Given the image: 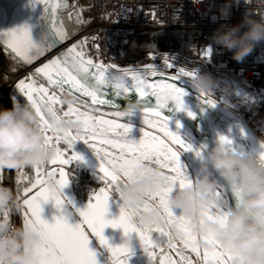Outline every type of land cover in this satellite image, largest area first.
Instances as JSON below:
<instances>
[{"label": "snow or ice", "instance_id": "6c2138e0", "mask_svg": "<svg viewBox=\"0 0 264 264\" xmlns=\"http://www.w3.org/2000/svg\"><path fill=\"white\" fill-rule=\"evenodd\" d=\"M38 2L44 4L46 12L50 10L55 13L56 8H49L50 0ZM56 7H59V2ZM53 27L59 39L68 38L54 22ZM0 42L17 59L27 64L50 49L35 44L26 26L0 33ZM81 48L82 44L72 45L65 52L36 68L33 77L22 79L16 85L18 91L37 112L46 143L57 148L54 159L44 166L33 168V179L28 180L22 171L23 168L16 169L17 195L22 198L25 207L24 223L38 231L43 240L35 249L38 264H97L96 254L89 248L90 235L98 237L100 244L107 246L111 254V264H128V241L117 246L109 244L103 235L104 229L109 226L122 229L127 237L134 233L154 264H230L232 256L223 252L211 236L205 237L211 247H199L195 243L197 237L192 235L186 222L168 206L166 200L167 193L177 186L191 182L181 166L179 156L181 150L190 151L192 148L170 130L168 120L160 109L165 108L170 100L175 102L177 109L184 108L183 97L186 93L178 86V82L181 77H190L194 73L185 67L177 68L167 57L163 60V68L154 64H146L143 69L118 68L116 65L106 67L85 59L83 51L79 50ZM210 54V48L201 51L205 58ZM174 68L176 74L168 75L167 70ZM36 76L45 80L48 87L38 84L34 78ZM126 78L131 80V89L127 86ZM50 88L59 92L78 93L77 99L90 98L93 111L99 114L94 116L91 112L80 111L79 107L73 105L68 106L67 111L57 109L56 105L60 104L61 100L56 91L50 92ZM109 89L116 96L126 95L134 90L141 99L155 97L156 107L144 110L143 123L147 128L143 129L142 138L138 142L128 139L131 131L128 124L105 118L106 113L99 112V106L115 107L109 98H105L109 96ZM204 102L215 106L214 102L206 97ZM84 107H89L87 101ZM112 115L123 117L125 113L117 111ZM69 116H74L79 121V130H68L61 126V117ZM220 139L231 144V140L225 136ZM76 141L88 144L100 160L99 170L104 187L94 192L87 207L80 211V223L73 226L62 215L57 217L54 223H48L41 217L42 203L51 200L57 208H62L64 201L61 199V193L52 195L48 191L47 174L51 172L56 175L62 192L69 183V175L64 166L82 159L79 154H69L68 150ZM197 155H200L199 151ZM145 161L162 170L163 183L159 191L148 194L146 201L138 205L137 210L148 208L149 201H158L168 220L180 221L184 231L180 240L169 234L166 225L145 229L134 224L131 220L132 211L122 206L118 217L106 219L112 193L119 190L124 179H131L136 166ZM49 165L53 166L51 170ZM25 180H28V183L25 184ZM176 241L183 247L177 248ZM173 252L179 259L173 258ZM191 254H194V259Z\"/></svg>", "mask_w": 264, "mask_h": 264}, {"label": "clouds", "instance_id": "9594fccd", "mask_svg": "<svg viewBox=\"0 0 264 264\" xmlns=\"http://www.w3.org/2000/svg\"><path fill=\"white\" fill-rule=\"evenodd\" d=\"M192 2L199 5L204 0ZM241 4L246 12L243 21L235 26L221 25L212 37L217 45L231 51L237 62L264 41V0H225L219 9L220 17L227 19L232 6ZM189 71L194 74L181 79H187L192 88L215 101V105L231 106L227 86L195 67ZM75 102L71 93L62 100L67 106ZM137 111H144L140 101L129 99L122 112L130 115ZM60 123L68 130L80 128L79 121L71 116L61 117ZM220 137L202 158L199 177L167 193V204L179 210L199 247H211L205 238L211 236L223 252L232 256L230 264H264V137L257 138V152L237 150ZM56 154V146L46 143L39 116L30 102L13 98L11 108H0V171L44 166ZM217 177L233 189L234 209L223 210ZM162 183V170L145 161L136 166L131 179L123 180L115 194L121 206L132 211L134 224L145 229L166 225L169 234L180 240L184 236L180 221L168 220L158 201H149L148 208L137 210L148 194L161 189ZM46 187L52 195L61 193L54 173L47 174ZM23 206L12 187L0 184V264H38L35 249L43 243L41 235L25 223L10 220V214L21 212Z\"/></svg>", "mask_w": 264, "mask_h": 264}, {"label": "built area", "instance_id": "2783aa9c", "mask_svg": "<svg viewBox=\"0 0 264 264\" xmlns=\"http://www.w3.org/2000/svg\"><path fill=\"white\" fill-rule=\"evenodd\" d=\"M70 3L69 11L77 14L81 21V29L74 37V41H80L85 57L93 62H100L106 66L112 65L107 60V51L103 41L105 32L110 28L124 30L125 33L117 34L115 43L117 45L116 59H122L133 31L144 29H183L196 30L197 34L192 36L186 55L192 60L203 61L210 67H215L216 60L231 74L241 76L248 86L257 88L264 96V41L256 45L253 52L242 62L233 59V53L220 45H217L212 37L220 29L221 25L227 24L235 26L240 24L244 16L245 6L233 5L231 14L227 19L220 17L219 9L225 0H204V3L195 5L192 0H68ZM243 30V29H242ZM173 40L167 38L165 47L171 48ZM211 49L209 57L201 55L203 49ZM3 55L8 56L15 64V69L5 71L0 63V108H9V99L12 89L20 80L33 77L32 67L27 66L21 61L10 55L0 44V61ZM147 64H154L158 68L165 67L164 63L157 60ZM176 67H180L174 63ZM126 66V65H125ZM145 64H137L134 68L143 69ZM124 68V64L119 66ZM168 75H175L174 69L167 70ZM38 84L48 87L45 80L39 76L34 77ZM187 80V79H186ZM231 90V86H229ZM56 91L61 103L62 110H67L68 106L62 103L65 92L50 88V92ZM73 106L80 110L89 111L93 114V108H85L84 104L75 99ZM230 108V107H228ZM233 112L247 123L241 110ZM99 112H102L99 110ZM79 164L74 161L69 164L68 170L85 175L84 167L78 168ZM0 184H4L0 180ZM11 187L15 190L14 184ZM11 222L19 224L17 213H14Z\"/></svg>", "mask_w": 264, "mask_h": 264}, {"label": "water", "instance_id": "95a60500", "mask_svg": "<svg viewBox=\"0 0 264 264\" xmlns=\"http://www.w3.org/2000/svg\"><path fill=\"white\" fill-rule=\"evenodd\" d=\"M57 2H59V7H56ZM49 8H56L55 13L53 14L50 10L46 12L44 4L42 2L39 3L38 0H0V33L26 26L35 44L50 48L44 55L35 59L30 64L21 61L27 66L32 67L33 70L65 52L68 48L72 47V45H75V41L73 40L74 37L71 36L68 25L72 20V15L69 11V1L50 0ZM53 22L59 30L67 34V39H59L54 30ZM0 44L6 50V46L2 42H0ZM79 50H82V48ZM6 51L16 58L10 50ZM85 59L87 58L85 57ZM93 63L103 64L100 62ZM103 65L106 66L105 64ZM126 83L131 89L130 78H126ZM178 86L186 93L183 97L184 108L182 110L177 109L175 102L170 100L167 106L160 109V111L170 124L194 141L203 150L205 155L218 136L227 137L231 140L232 147L237 150L252 152H257L259 150L257 138L260 137L255 133L253 128L238 117L233 110L225 108L222 104H217L214 107L208 105L204 102V96L192 88L186 79H181V81L178 82ZM108 92L109 96L105 98H109L110 101L115 104V107L99 106L101 110L114 112L123 111L126 101L129 99L132 101L139 100L144 110L156 107L155 97L148 96L141 99L134 90L121 96H116L111 89H109ZM65 93L67 94L68 92ZM71 95L77 101L83 104L87 101L89 106L93 107L90 98L80 97V99H77L79 96L78 93H73ZM21 96L26 102V97L22 94ZM134 113L144 114V111H137ZM189 113H191V115H189ZM70 150L72 153L79 154L82 157L81 160H77L79 163L102 176L99 170L100 160L82 141H76ZM217 179L229 208L234 209L236 206V195L233 189L225 185L218 177Z\"/></svg>", "mask_w": 264, "mask_h": 264}, {"label": "trees", "instance_id": "16d2710c", "mask_svg": "<svg viewBox=\"0 0 264 264\" xmlns=\"http://www.w3.org/2000/svg\"><path fill=\"white\" fill-rule=\"evenodd\" d=\"M74 23H76L75 31L71 30L70 28L71 25H73ZM68 25L69 30L73 31V33L71 32V36L74 37L76 33L81 29V21L78 18L77 14H73L72 20L70 23H68ZM123 33H125L124 30H118L117 28H110L105 32L103 41L105 43V48L107 51V60L112 64H114L112 59L115 58L117 54V45L115 43L116 36L117 34ZM196 34V30H183L177 28L171 29L169 31L160 28L133 31L131 33L124 57L122 59L117 60L120 62V64H124L128 67H134L137 64H147L149 62H154L153 59H146L145 54L150 52L157 53L159 51H162L164 49L165 40L167 38H171L173 40L174 48L176 50L182 49L186 53L192 36ZM2 58H4V60ZM2 58L0 63L3 70L8 72L15 69L16 66L14 62L8 56L3 55ZM13 98L19 99L21 103H25L24 98L21 96L16 86L12 89V93L10 95L9 108L12 107ZM56 108L61 111H66L62 110L59 104L56 105ZM108 112L115 113L114 111ZM250 112L251 113L249 115L247 113L248 122L254 128L259 130V134L257 133L259 136L264 137V96H262L261 93L259 98L255 99V101L251 103ZM261 132H263L262 135H260ZM82 142L92 153H94V151L90 147H88V145L84 141ZM68 151H70L69 153H72L70 149ZM78 166V168L84 167L85 175L80 176L78 173L68 170L69 176L72 181V186L76 197L80 200H87L96 187L104 185L103 180L101 179V175H99L97 172L88 169L81 163H79ZM22 171L28 177V180L34 178L33 168L26 167L23 168ZM93 173H96L97 175L93 176ZM0 180L4 182V185H7L9 187H11L12 182L15 186V191L17 192L16 170H3L2 172H0ZM28 180H25L24 183H28ZM22 186L23 185H21V187ZM17 215H19V213H17ZM13 216L14 213L10 214V219H12Z\"/></svg>", "mask_w": 264, "mask_h": 264}, {"label": "crops", "instance_id": "0c3cea01", "mask_svg": "<svg viewBox=\"0 0 264 264\" xmlns=\"http://www.w3.org/2000/svg\"><path fill=\"white\" fill-rule=\"evenodd\" d=\"M84 111V110H80ZM110 113V112H107ZM93 114V113H91ZM96 115V114H94ZM144 114L132 113L130 115H125L116 119L118 122L128 124L131 128L128 139L138 142L143 135V129L147 128L143 123ZM173 131V130H171ZM176 134H178L185 144L191 145L192 150L190 151H180V163L181 166L188 177L189 180L195 181L199 177V168L202 162V158L205 156V153L199 146L192 141L188 136H186L179 129L175 128ZM197 151L200 152V155H197ZM68 166L66 165L65 170L68 172ZM49 170L53 166L49 165ZM34 173V170H33ZM215 175V173H214ZM219 183V182H218ZM220 185V184H219ZM104 187V185L96 187L92 193L90 194L87 200H80L76 197L72 181L69 176V183L62 189L61 199L64 201L62 208H57L53 201H48L47 203H42V213L41 217L46 220L48 223H54L55 219L59 216H63L67 222L73 226L80 223L82 221V217L80 216V211L84 210L90 200V197L94 192H98L99 188ZM218 193L221 197L222 208L224 211L230 210L229 205L226 201L224 193L221 189V186L218 188ZM121 202L118 196L113 192L112 197L109 200V208L106 214V219H114L120 214ZM25 211V207L23 206V210L19 212L18 218L20 224L24 223L23 213ZM175 211V210H174ZM176 213V211H175ZM104 237L109 241V244L112 246H117L123 244L126 240L128 241V246L130 248V254L128 257V264H154V261L148 256V254L143 250V246L140 243L138 237L133 233L130 237L125 236L123 230L120 228H112L111 226L106 227L103 233ZM89 248L96 254L97 264H111V254L107 248V246L101 245L98 237L91 236L89 237ZM177 242V241H176ZM178 245V243H177ZM166 247V246H165ZM177 248H181L179 245ZM187 253V250H185ZM174 259H179L175 256V253H172ZM192 255V254H191ZM193 256V255H192Z\"/></svg>", "mask_w": 264, "mask_h": 264}, {"label": "rangeland", "instance_id": "374dc122", "mask_svg": "<svg viewBox=\"0 0 264 264\" xmlns=\"http://www.w3.org/2000/svg\"><path fill=\"white\" fill-rule=\"evenodd\" d=\"M70 28H71V30L75 31L76 23L71 25ZM71 30H70V34L73 33V31H71ZM76 35H77V33H76ZM75 45H81V42L79 40L75 41ZM186 53L182 49L176 50L174 48V45L171 48H167V47H165V44H164V49L162 51H159L157 53H152V52L147 53V54H145V58L146 59L150 58L151 60L153 59L154 61L159 60V61L163 62L164 58L167 57L170 60V62L176 63L180 67H185L187 70H190L191 68L195 67L199 71H201L202 73H204V72L210 73L211 76L215 80H217L221 85L227 86L228 89L230 88L229 86H231V90H229L230 91L229 102L231 105L230 108H233L234 110H237V109L241 110L243 112L244 117L247 120V113H248V115L251 113L250 112L251 103L253 101H255V99L259 98L261 92L257 88L248 86L246 81L241 76H236V75L231 74L228 70H226L216 60L215 56H211V57H212V60L215 61L216 65H215V67H210L208 64H206L203 61L192 60L188 55H186ZM2 59L4 60V58H2ZM112 60L114 62V64H112V65H116L118 68H122L119 66H121L123 64H120V62L116 58H113ZM124 68H134V67H128V66L124 65ZM219 95H220V93L217 92V96H219ZM17 100H19V99H17ZM221 104H223V103H221ZM101 113H106L105 118H111V119H119L120 118V117L113 116L112 115L113 113H107V112H101ZM98 114L99 113H96V115H98ZM92 115H94V114H92ZM73 118L75 119L74 116H73ZM168 124H169L170 130L175 131L176 127L173 126L172 124H170L169 122H168ZM250 126L253 128V130L256 133L259 134L258 129L254 128L251 124H250ZM262 134H263V132L260 133V135H262ZM88 147H90V146L88 145ZM69 154H71V153H69ZM94 175H97V174L93 173V176ZM175 211H176V214L179 215V210L177 209ZM177 243L181 248L183 247L182 244L179 243V241H177ZM192 255H193V259H194L195 258L194 254H192Z\"/></svg>", "mask_w": 264, "mask_h": 264}, {"label": "bare ground", "instance_id": "6f19581e", "mask_svg": "<svg viewBox=\"0 0 264 264\" xmlns=\"http://www.w3.org/2000/svg\"><path fill=\"white\" fill-rule=\"evenodd\" d=\"M141 69V68H140ZM111 71H113V69H110ZM221 104V103H220ZM223 105V104H222Z\"/></svg>", "mask_w": 264, "mask_h": 264}]
</instances>
